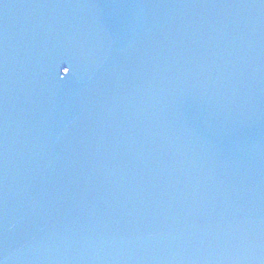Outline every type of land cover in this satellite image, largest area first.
Wrapping results in <instances>:
<instances>
[{
  "label": "water",
  "instance_id": "obj_1",
  "mask_svg": "<svg viewBox=\"0 0 264 264\" xmlns=\"http://www.w3.org/2000/svg\"><path fill=\"white\" fill-rule=\"evenodd\" d=\"M0 264H264V0H0Z\"/></svg>",
  "mask_w": 264,
  "mask_h": 264
},
{
  "label": "snow or ice",
  "instance_id": "obj_2",
  "mask_svg": "<svg viewBox=\"0 0 264 264\" xmlns=\"http://www.w3.org/2000/svg\"><path fill=\"white\" fill-rule=\"evenodd\" d=\"M65 68H67V67H65ZM60 79H61V80H63V78H62V77H60Z\"/></svg>",
  "mask_w": 264,
  "mask_h": 264
}]
</instances>
